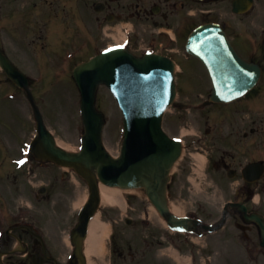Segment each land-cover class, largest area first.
Instances as JSON below:
<instances>
[{
  "label": "rangeland",
  "instance_id": "1",
  "mask_svg": "<svg viewBox=\"0 0 264 264\" xmlns=\"http://www.w3.org/2000/svg\"><path fill=\"white\" fill-rule=\"evenodd\" d=\"M5 1L2 2V8L0 7V44L4 45L7 50L6 52L23 69L35 71V76H39L40 72L42 74L46 73L44 81L34 84L35 91L37 92V101L45 122L63 146L70 150H77L81 144L80 139L83 128L79 112L80 93L74 79L70 80L68 78L69 74L64 76L57 73H59L60 67H69L66 65L68 63H63L64 61H74L75 64L77 62L75 61L77 60L75 59L76 57L82 58L81 60L86 59L95 52V48L98 46H105L108 43L121 40L120 35L117 34V30L123 26L125 21L108 24L110 26L108 28L109 31H113L116 33V37L118 36L116 39L107 36L104 39L106 34L103 28L97 25L96 29L94 26L97 24V20L94 21L96 24L92 23V25L87 19L80 20V24L82 29L88 32V37H85L81 33L82 29L76 31V23L74 22L72 25L69 24V26L71 25L69 30L60 29L50 33L49 24L52 23V20H45L46 15L44 14L54 10L52 15L57 16L55 13H59L60 20L58 22L66 27L68 23L66 19L69 18L67 12L72 7L74 9L77 8L80 0H64L65 5H63V1L61 6H65V9L55 7L53 10L47 4L41 3L42 0ZM259 9L258 7L256 8V15ZM90 10L91 19H94L96 16L93 15L96 14L93 13L91 8ZM65 11L66 14L64 15ZM185 14V11L179 10L176 13V19L182 20ZM86 18L89 19L88 16ZM228 19L231 20L233 18L230 17ZM236 23H231L230 28L241 31V28L238 27L239 21L237 20ZM55 24L58 25L57 23ZM135 24L139 33V36L135 37L138 44H141V35L147 31H158L160 28L147 20H138L135 21ZM28 27L30 30H28ZM251 38H255V36L253 35ZM34 44H36V47L33 46ZM76 49L80 52L77 56L70 57L69 60L64 59V56H67ZM174 50L177 53L176 56L179 61L185 59V54L182 51L180 52L178 49ZM249 50L250 48L246 52ZM190 60L188 59L190 64H183L184 68L181 67L178 72L177 81L179 84L181 83L185 91L183 94L180 93V98H183L184 94L194 95L196 90L206 92L205 79L201 80L202 87H199L200 90L199 88L194 89L195 84L192 85L193 82H190L191 80L196 81L197 76L205 77L203 70H194L195 64ZM2 86L3 88L0 90L1 99L3 94L6 95L8 91H14L15 89L9 81ZM21 100V105L18 101H0L3 110L6 112V117L3 121L7 129V148L4 149L6 158L12 155L11 149L13 151L16 150L18 145L19 147L23 146V142L31 138L35 128L33 109L24 96H22ZM98 103L109 114L108 123L104 130V142L116 154L121 144L122 114L112 95L104 87L99 91ZM178 110L179 108L174 105L170 106L166 112L165 127L168 132L176 135L182 133V129L189 131L192 128V131H194L193 118L189 113H185L188 116L187 118L185 117L184 121H181V129L175 130L170 126L171 115L174 116ZM174 117L177 118L176 115ZM173 122L176 123L174 120ZM189 135L187 136L190 138L191 136ZM18 155V152H15L13 157ZM28 166L23 167L22 170H17L19 176L17 185H22V190L21 188L13 187V195L7 196V216L8 213L12 215L16 211V208L29 206V217L26 214V217H28L27 222L39 229V234L46 238L48 242L49 250L60 261L61 258L64 261L66 254L70 250V246L66 241L67 231L77 221L75 202L79 197L89 195V186L84 179L69 168H61L56 165L39 168L38 163L34 162L33 167L35 172H33L32 176L28 177ZM179 166L177 164L173 170H177L175 172V185L173 184V189L178 191L176 194L178 199L177 206L182 210L183 214L191 210V208L196 209L195 202L197 200H204L202 198H206L207 192L201 189L204 187L203 185H206L204 182L202 186L193 188L188 179L191 169L183 170L184 168ZM42 183L48 185L49 192L44 197L38 199L35 193L38 189L37 186ZM124 200L125 202L122 206H107L101 203L99 215L104 221L110 222L112 225L109 223L110 231L104 237V251L93 259V264H179L178 260L171 253L173 250L167 248L172 242L170 240L172 234L165 228L164 222L158 216L145 194L141 190L132 194L125 192ZM197 209L202 214L210 211L207 204H203ZM215 217H210L209 220ZM127 218H132L134 222L127 224ZM8 221L12 222L9 216ZM28 223L24 225H28ZM19 229L17 233L21 235L23 240L33 241L32 234L23 228ZM14 242L15 240L10 236L8 245L5 246L4 250L8 252L10 248L9 244H13ZM176 242L183 249L182 256L190 260L188 256L192 255L194 247L184 243L181 239H176ZM235 244H232V249L229 248V253L227 252V254H235V252L236 254L244 253L243 243H241L242 246L239 243ZM254 247L252 250L256 254L257 247L255 245ZM130 251L132 254L134 253L133 256L129 253ZM202 255H204L203 252L200 253V256ZM18 257V255L15 256V258ZM180 263L185 264L182 260ZM197 264L206 263L201 260L197 261ZM242 264L246 263L242 261Z\"/></svg>",
  "mask_w": 264,
  "mask_h": 264
},
{
  "label": "flooded vegetation",
  "instance_id": "2",
  "mask_svg": "<svg viewBox=\"0 0 264 264\" xmlns=\"http://www.w3.org/2000/svg\"><path fill=\"white\" fill-rule=\"evenodd\" d=\"M233 1L96 0L92 3L98 9L96 13L100 19L111 17L171 20L170 25L175 24L176 18L174 17L180 9L196 8L193 10L196 14L203 16L202 18L222 21L227 31H232L231 23L237 24L238 20V27L241 28V31L235 29L234 33L242 42L245 40L248 25L251 33L259 41L264 31V0H255L256 8L260 9L256 19V25L259 27L255 26L254 28H250L253 22H246V14L231 12L230 7ZM199 4H204V9L198 8ZM212 4H215L213 9L209 7ZM230 17L233 19L229 20ZM250 45L254 46L252 43ZM258 46L254 52L259 55L263 52V48L260 43ZM258 55H253L252 58L264 70V56ZM206 110L205 128L200 127V133L194 138V151L205 154L208 160L206 189L207 202L210 205L208 214L210 216L218 215L219 212L222 214V201H224L223 204L236 201L244 202L249 212H259L264 215V173L255 182H247L243 174V167L247 162H260L264 166V85L260 86V90L254 95H249V97L232 104L210 101ZM257 193H259V199L256 202L255 195ZM225 227H228V230L224 237L238 239L246 244H254L257 247V256L264 254L259 227L255 224H246L241 213L236 209L227 213ZM209 249L213 250L212 247ZM32 250L36 253L41 252L40 249L34 247ZM0 264H17V259L13 255H9V257L3 258ZM23 264H27V262Z\"/></svg>",
  "mask_w": 264,
  "mask_h": 264
},
{
  "label": "water",
  "instance_id": "3",
  "mask_svg": "<svg viewBox=\"0 0 264 264\" xmlns=\"http://www.w3.org/2000/svg\"><path fill=\"white\" fill-rule=\"evenodd\" d=\"M115 53H109L103 56H99L90 63H87L76 70V75H80L81 71L84 69H97L103 66V62L105 60H110ZM0 61L3 63L8 73L12 76L20 77L17 79L18 82L23 83V78L18 74V72L13 68L12 64L9 63L2 55L0 56ZM78 78V77H77ZM249 82L244 83L248 84ZM94 102L91 105H85L86 116L95 115L94 111ZM38 112V111H37ZM98 118V128L97 132H95L94 136L97 138L98 149L96 151H89L85 149L81 154H69L65 151L57 148L54 144V140L50 133L46 130L44 124L42 123V119L40 117V113H37V116L40 121V131L41 137L40 141L43 144H36V151L46 150L45 153H40L41 155L48 156L53 158L54 160L61 163H68L74 165L82 174L88 177L91 187H92V198L90 204L83 215V225L77 230L74 239L77 243L78 252H81V242L80 237L84 234L86 230V221L94 210L96 209L98 202L97 188L93 181V177L91 176L90 168L95 166L100 171V176H103L102 168L109 163H112L111 160L104 161L103 149L100 144L101 130L103 124L102 115ZM157 114L153 116L151 121V128H155V121ZM88 119V118H87ZM150 121V120H149ZM150 133V132H149ZM159 135V134H158ZM160 137L159 139V148L158 150L150 153L147 157L135 163L126 175L121 178L120 183L124 186L133 185L135 183H140L146 188L147 193L150 198L157 204L158 208L167 216V218L171 222H175L176 220L171 216L166 206H164L163 202L160 200V196L164 195L163 191L165 190L166 182H167V174L174 163V161L178 158L180 154V145L171 143V140L164 136V133L160 129ZM87 138H89V134H87ZM115 163V162H114ZM108 181V180H106ZM186 223V221H182ZM79 237V239H77ZM82 259V257H81ZM83 260V259H82ZM84 264V262H83Z\"/></svg>",
  "mask_w": 264,
  "mask_h": 264
},
{
  "label": "bare ground",
  "instance_id": "4",
  "mask_svg": "<svg viewBox=\"0 0 264 264\" xmlns=\"http://www.w3.org/2000/svg\"><path fill=\"white\" fill-rule=\"evenodd\" d=\"M121 37H124L122 34V30H120V38ZM59 144L61 145V142H59ZM202 159H204V157L201 158V161L203 162ZM99 187L102 203L107 206H122L124 204L125 192L135 191L134 189H126L127 191H125V189L123 188L107 186L104 183H100ZM87 197L88 195H83L79 197L75 202L76 208L82 206V204L86 201ZM171 209L178 214L182 213L181 209L175 205H172ZM109 231V224L105 223L101 219L99 214H96L90 222V230L84 243V252L88 258V264H93V259L103 253L104 237L109 233ZM175 256L178 255L175 253Z\"/></svg>",
  "mask_w": 264,
  "mask_h": 264
}]
</instances>
